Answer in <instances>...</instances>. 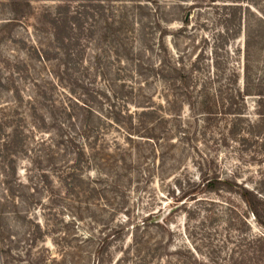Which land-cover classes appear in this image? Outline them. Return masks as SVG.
I'll return each instance as SVG.
<instances>
[{"label":"rangeland","instance_id":"374dc122","mask_svg":"<svg viewBox=\"0 0 264 264\" xmlns=\"http://www.w3.org/2000/svg\"><path fill=\"white\" fill-rule=\"evenodd\" d=\"M164 63L188 76L174 112ZM87 90L166 118L157 155L109 129L131 165L75 179ZM0 264H264V0H0Z\"/></svg>","mask_w":264,"mask_h":264},{"label":"trees","instance_id":"16d2710c","mask_svg":"<svg viewBox=\"0 0 264 264\" xmlns=\"http://www.w3.org/2000/svg\"><path fill=\"white\" fill-rule=\"evenodd\" d=\"M102 17V19L105 20V16ZM103 38L106 40L108 36L102 34L100 36V42L103 41ZM81 48L83 49L84 47ZM71 51L72 50L70 49V56H77L76 54L78 52L75 54L74 51ZM97 51L99 55L92 57L95 66L96 64L99 66L102 59L101 52H104V50L99 48ZM117 55L119 56L118 53ZM78 59L80 60L78 66L83 70L82 75H84L85 71L87 70L85 67H83L85 60L83 58ZM151 70L154 72V77L164 84L165 89L173 92V100L168 99L167 96H165V99L167 104H169V111L174 112L176 106L179 104V101H182L181 97L184 95L183 88H185L188 93H191L189 91V85L187 82V74L183 71V68L171 64L166 66L165 63L163 65L161 64L159 67L152 65ZM102 71H105V69L101 70L100 73ZM103 73L104 75L106 74V72ZM87 74H89V72H87ZM79 82L81 83V80H79ZM239 93L244 100L245 97L243 94H241L242 92ZM83 97H88V99H76V106L78 107L79 113L74 118L79 121V126L77 127L78 131L75 133L74 140H72L74 146L73 153L75 157V169L73 171V176L75 179L83 178L84 174H81V171L83 170H86V172L88 171L89 174L92 170H96L97 173H100V176L105 175L109 177L110 174L106 173L105 171H112L114 166L118 167V165H120V169L126 171L129 164L131 165V152H125L117 142H115V152H108L109 147H106L107 145L105 142L106 136L109 133V129H114L118 132L125 133L128 136L127 138L130 142H134L136 139V141L142 142L146 140L148 144L152 143V145L150 144L152 146L151 153L157 155L159 151L158 146L157 144L153 146V143H156L157 140L160 141L162 139L159 137L160 134H158V131L161 129V127L168 124V120L163 116H159L155 108L147 110L145 109L141 113L131 111L128 102H123V105L118 106L116 103V96H114V94H108V91L101 92L87 90V92L83 94ZM139 98L144 99V101L137 104L136 106L138 107H141L143 103L145 105H150L153 103L149 101V98H152L151 96L147 97V95L140 94ZM200 99L201 100L198 103V107L200 108L202 114L207 115V117L212 116L214 114V109L217 106V102L213 98L211 92L204 89ZM97 103L100 107H97ZM169 114L173 115L172 113ZM181 118V115L173 116V120H180ZM136 136L139 138H136ZM138 144L141 145L140 147L143 146L141 143ZM128 155H130L129 163H127L126 157ZM89 179L91 178L89 177ZM221 184L222 180H219L218 178H205L201 183L197 184L193 182L191 190L186 192L184 195L185 197L191 196L190 198L195 200V197L198 193L216 192L220 189ZM115 212H119V210L116 209ZM256 217L259 219L258 214H256ZM156 220L158 221V219ZM156 220L150 218L151 222ZM242 259L245 260V257Z\"/></svg>","mask_w":264,"mask_h":264}]
</instances>
